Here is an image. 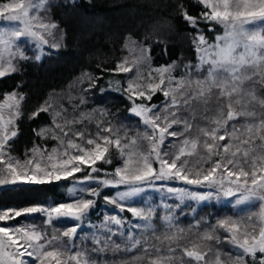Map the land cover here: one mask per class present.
Wrapping results in <instances>:
<instances>
[{
    "label": "snow or ice",
    "instance_id": "6c2138e0",
    "mask_svg": "<svg viewBox=\"0 0 264 264\" xmlns=\"http://www.w3.org/2000/svg\"><path fill=\"white\" fill-rule=\"evenodd\" d=\"M197 2L205 9L199 17L189 15L181 5L184 19L195 32V63L152 67L151 49L129 36L123 49L128 55L114 68L105 69L114 74H131L124 92L132 102L130 112L143 125V130L137 126L135 134L113 125L106 111L81 112L69 118L63 104L57 108L50 99L29 118L49 113L52 125L37 130L36 135L54 140L56 145L51 149L34 145L21 159L12 155L10 141L18 135L17 121L23 115L25 96L15 90L3 95L0 185L51 183L87 170L77 183L95 182L98 187L77 189L73 185L69 193L87 191L96 197L100 186L123 187L125 190L115 198L106 197V202L143 223L132 225L141 230V235L129 231L121 247L112 238L125 237L120 229L131 222L116 215L106 216L97 227V232L103 230L102 238L94 232L90 237L94 247L88 249L83 240L89 237L77 236L81 223L49 234L35 225L8 222L32 213L44 214L47 225L62 218L82 222L94 206L92 199L0 210V264H99L93 253L110 247L114 252L140 250L142 255L132 257L140 264L145 260L147 264H264V0ZM52 6L49 0H0V78L18 72L19 61L29 59L21 43L31 41L41 52L43 46L60 47L55 42L60 26L42 15ZM201 23L208 33H214L211 39L199 30ZM85 77L89 87H94L98 77L87 73ZM157 93L164 101L159 105L150 103ZM80 103H84L83 98ZM85 121L95 124L94 133L87 130ZM113 152L119 160L114 170L97 167L98 162L112 164ZM101 173L102 176L94 175ZM157 181L215 186L225 197L239 194L236 205L258 202V210L239 218L220 219L195 239L181 243L186 240V230L175 224L173 205H163L166 214L159 219L165 230L157 235L156 209L124 203L145 192L146 187H154ZM166 191L181 202L204 201L212 196L211 192L200 194L186 188L167 187ZM199 227L198 222L196 228ZM219 231L225 233L223 239ZM149 234L155 243L149 244ZM77 239L81 244L76 243ZM222 243L239 251L224 252L217 247Z\"/></svg>",
    "mask_w": 264,
    "mask_h": 264
},
{
    "label": "trees",
    "instance_id": "16d2710c",
    "mask_svg": "<svg viewBox=\"0 0 264 264\" xmlns=\"http://www.w3.org/2000/svg\"><path fill=\"white\" fill-rule=\"evenodd\" d=\"M49 3L53 5L48 9L50 18L60 26L56 30L57 43L59 42L60 47L44 53L40 56V60L34 58L37 55L36 52L24 48L29 59L19 61L18 72L0 78V99L4 94L14 90L25 96L22 104L23 115L17 121L18 135L10 141L12 155L21 159L34 145L47 146L49 149L56 145V141L45 140L36 135L37 130L52 125V116L49 113H40L35 119L29 118L36 108L50 99L53 100L57 108L63 104L69 118L73 114L78 116L81 112L106 111L113 125L129 129L130 134H135L134 130L137 126L143 130L140 118L130 112L132 102L124 92L127 77L131 74H114L105 69L114 68L118 61L128 55L123 49L129 36L151 49L152 67L168 65L173 62L179 64L192 61L195 63L196 56L192 45V36L195 32L184 19L181 5L189 15L194 17H199L205 11L197 0H49ZM78 16H83L86 19L94 17L103 19L104 17L103 20L106 24L103 22L99 24L98 31L77 30L75 24ZM199 30L205 31L207 36L212 34L205 30L203 23ZM143 68L147 71V65H144ZM86 73L93 78L98 77L94 87H89V81L85 77ZM117 81L120 82L119 85H117ZM81 98L84 99L83 104L80 103ZM164 99L160 93H157L150 103L159 105ZM96 118L101 119L98 115ZM198 123L203 125L204 121L198 119ZM85 126L88 131L93 133L96 131L94 123L89 124L85 121ZM77 127L81 126L77 125ZM118 165V157L113 152L112 164L98 162L97 167L111 172ZM86 174L87 170L77 173L69 179L54 180L45 184L17 182L16 184L0 185V210L50 207L60 203H70L80 198L92 199L95 201L94 206L89 209L82 222L62 218L54 220L53 225H47L44 214L32 213L9 221L8 224L35 225L51 234L54 229L63 231L81 223L77 236L80 238L89 237V239L83 240V245L92 249L94 245L90 239L91 235L95 232L102 238L103 230L97 232V227L105 220L106 216L116 215L131 222H126L120 229L125 233V237L114 236L112 238L116 243L123 247L129 231L139 237L141 230L133 228L132 225L143 223V221L137 220L127 211L120 212L105 199L106 197L115 198L118 192L125 190L123 187L100 186V195L96 197L89 196L87 191H77L75 195L69 193L68 189L73 185L77 189L98 187L95 182L77 183ZM94 175L102 176L103 174ZM167 187L186 188L200 194L217 189L186 185L179 181H157L154 187H146L145 192L124 202L132 207H153L156 209L157 215L154 223L158 228L157 235H162L165 230L159 219L166 214L163 205H173L175 224L186 230V240L181 243L195 239L200 232L206 230L210 225H216L220 219L239 218L258 210V203L230 205L217 202L214 199L204 201L188 199L181 202L176 199L174 194L166 191ZM176 205L179 207H175ZM198 222L199 229L196 228ZM110 226L114 230L117 228L115 225ZM219 234L223 239L225 233L219 231ZM148 242L149 244L155 243L150 234ZM76 243L81 244V239H77ZM217 247H220L224 252L231 250L236 253L239 251L228 243H222ZM136 255H142V252L140 250L114 252L111 247L104 252L93 253L99 264H124V262L140 264L139 261L132 260V257ZM144 264H147L146 260Z\"/></svg>",
    "mask_w": 264,
    "mask_h": 264
},
{
    "label": "rangeland",
    "instance_id": "374dc122",
    "mask_svg": "<svg viewBox=\"0 0 264 264\" xmlns=\"http://www.w3.org/2000/svg\"><path fill=\"white\" fill-rule=\"evenodd\" d=\"M130 14H132V13H130ZM42 15H44L46 18H50V15H49V12L48 11L46 13H42ZM103 19H105V18L103 17ZM103 19H98L96 17H94L92 19H88V18L86 19L83 16H78V18L76 19V24H75L76 25V29L77 30L81 29V30L98 31L100 29L99 24H101L102 22L104 24H106V22ZM219 30L220 29L217 28V31H219ZM213 35H214V33H212L210 36L208 35L209 39H211ZM49 40H50V43L53 42L51 37H49ZM55 42L57 43V36H56ZM21 48L22 49L25 48V49L32 50V51H34V53L36 52V54L37 55H40V56H42L44 53H47L49 50L54 49V48H50L48 46H43V51L41 52V50L40 49H37L35 47V45L31 41H27V42L21 43ZM214 188L217 189V190L216 191L213 190L211 192L212 193V196H211L210 199H214L217 202H221V203H229L230 205L231 204L236 205L235 204V201L238 198V195L239 194H237V196L225 197L223 195V192L222 191H220L215 186H214ZM207 193H209V192H207ZM13 197H15V196H13ZM252 203H258V202H252ZM26 259H27V257H26Z\"/></svg>",
    "mask_w": 264,
    "mask_h": 264
}]
</instances>
